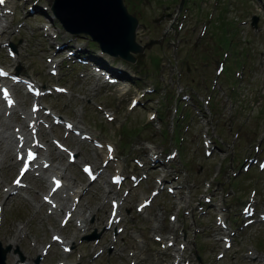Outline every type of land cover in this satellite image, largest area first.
<instances>
[{
	"label": "rangeland",
	"instance_id": "obj_1",
	"mask_svg": "<svg viewBox=\"0 0 264 264\" xmlns=\"http://www.w3.org/2000/svg\"><path fill=\"white\" fill-rule=\"evenodd\" d=\"M8 3L15 8L14 13L7 14L0 21L1 30L5 25L2 21L10 24L0 35V65L12 72L20 67V75H28L47 88L54 83L68 88L69 93L65 95L53 92L39 97L42 106L58 113L80 132H89L94 138L98 137L116 148L122 173L130 174L137 170L140 174L142 170L134 166L133 160L146 161L149 148H153L158 155L160 152L166 155L172 151L177 153L178 157L168 160L170 169L165 175L179 174L180 177L174 183L168 177V185L177 192L178 200L162 194L143 214L135 212V206L141 196L147 195L155 186L154 178H161L162 173L152 174L150 182L127 194L119 212L124 217L125 230L118 235L114 252L108 254L112 237L105 239L103 233L110 209L108 198L119 199L125 190L123 187L118 193L117 188L109 184L110 176L117 168L111 167L100 175L98 181L89 184L79 167L88 161L98 169L101 151L92 150L85 140L71 136L65 143L68 150L75 151L77 159L69 164L68 157L51 143L44 153L51 159L52 167L65 169V181L69 185L81 188L78 214L82 213L81 219H87L86 223L82 220L85 231L77 230L74 221L66 228H60V216L55 213L48 215L49 207L41 198L48 192L49 171L38 178L28 175L25 179L29 188L20 190V194H4L5 189L10 190L18 164L14 162L12 149L1 142L5 134H0L2 246L11 245L12 252L18 249L24 261L33 264L40 249L50 245L51 234L60 231L71 242L68 255L54 244L40 264H159L165 258L170 263L172 258L158 250L152 235L170 233L168 218L176 215V225L186 234L185 254L187 251L194 256L196 251L202 253L203 264H264V225H253L244 230L224 258L216 260L221 243L214 240L218 231L214 226V216L198 219V209L194 208L199 191L204 184L211 183L229 203L227 213L230 221L234 216L239 218L228 231H237L241 226L240 209L250 199L257 202L259 212L263 211L264 171H258L256 166L243 171L242 165L247 157L253 156L257 144L264 153V0H186V9L183 5L180 13V0H124L128 11L138 18V42L144 44L150 39H158L164 32L169 37L168 40L164 38L160 46L154 44L146 48L142 54L136 55L135 63L128 64L133 72L128 78L136 80H132V87L126 94H121L115 85L88 74L85 66L72 62L66 65L61 61L66 55L64 48L58 49L53 58L59 42L75 45L72 46L75 49L76 44L70 41L50 11L51 0H9ZM253 16H257L255 27L251 24ZM81 36L82 39L87 37ZM10 42L16 48L12 57L7 51ZM80 45L82 49H88ZM96 56L100 58L99 53ZM48 59L58 62L55 76L49 74L51 66ZM114 59L121 63L120 59ZM220 60H224L225 68L216 74ZM148 88L153 89L146 91ZM13 91L18 111L6 117L2 105L0 131L13 132V127L17 126L27 132L20 114L28 110L24 113L25 119L33 97L25 94L20 85ZM182 94L190 95L185 100L187 106L184 109ZM130 96H141L142 103L129 109ZM179 103V113H183L180 121L176 109ZM96 104H101L114 115L112 122L105 121ZM150 113L155 115L153 121H148ZM39 116L44 121L43 111ZM178 121L180 123L176 126ZM52 134L60 141L64 140L62 126ZM47 136L52 135L48 133ZM204 139L215 145L212 155L207 158L204 156ZM143 163L147 169V163ZM9 165L12 166L8 168ZM55 196V200H62L66 205L72 199V196H67V199L59 193ZM167 198L168 208L163 205ZM178 205L186 208L177 211ZM93 232L104 240L81 243L83 236ZM132 235L138 236L142 243L133 241ZM180 242L178 238L176 244ZM247 252L253 254V260L248 258ZM96 253L98 256L94 258ZM167 253L171 254L173 250ZM18 260L19 255L11 253L7 255L6 264H15ZM192 264H196L193 257Z\"/></svg>",
	"mask_w": 264,
	"mask_h": 264
},
{
	"label": "water",
	"instance_id": "obj_2",
	"mask_svg": "<svg viewBox=\"0 0 264 264\" xmlns=\"http://www.w3.org/2000/svg\"><path fill=\"white\" fill-rule=\"evenodd\" d=\"M53 7L58 15L68 16L71 22L69 25L65 24L66 28L73 30V27L77 26L81 31L90 32L100 42L102 49L127 61L134 62L132 53H140L144 47L154 43L151 41L141 46L135 42L137 19L127 13L122 0H54ZM85 13L89 17L88 22L83 20L87 18ZM91 15L98 17L99 22L92 20ZM255 21L254 19V23ZM64 22L66 23L65 20ZM8 250L9 248L0 250L1 262Z\"/></svg>",
	"mask_w": 264,
	"mask_h": 264
},
{
	"label": "bare ground",
	"instance_id": "obj_3",
	"mask_svg": "<svg viewBox=\"0 0 264 264\" xmlns=\"http://www.w3.org/2000/svg\"><path fill=\"white\" fill-rule=\"evenodd\" d=\"M7 1V0H6ZM5 1V2H6ZM75 7V6H74ZM6 12H7V5L4 3V5L0 8V16H3L4 14H6ZM2 27H4V26H2ZM2 32H3V30H2ZM27 83H30V82H27ZM34 101H36V102H34V105L33 106H40L39 105V103L37 102V100H34ZM12 109L14 110L15 109V107H12ZM21 115V114H20ZM23 117H24V115H23ZM39 122V120H38V117H37V111H34L33 109L32 110H29V112H28V114L25 116V123L26 124H28V125H30V127L31 128H34L35 127V125L37 124ZM13 132H15V133H17V132H19V129L18 128H15V127H13ZM34 132V131H33ZM80 132V131H79ZM81 133H83V132H81ZM7 135L5 136V138H6V142L7 143H9L10 144V141H12L13 139H14V133L13 134H9V133H6ZM21 136V135H20ZM2 138H4V137H2ZM10 140V141H9ZM103 156V158L104 159H106L105 157H106V155H102ZM109 157H111V154H108L107 155V158H109ZM9 159H10V157H9ZM45 163H46V161H42V163H41V166H44L45 165ZM12 165H9V166H7L8 168H10ZM7 168V169H8ZM117 168L120 170V166L118 165L117 166ZM62 173V171H61V169H56L55 168V170H53V175H56V176H61V178L63 177V175L61 174ZM56 181H60V180H55L54 182H53V185H54V183L56 182ZM63 189H64V191H65V194L67 195V196H72V199H71V205L73 204V202H74V200H75V197L77 196V195H79V192H80V189L79 190H74L72 187H71V185H69V184H67V185H63ZM65 199V198H64ZM114 203H116L115 201H113L112 202V205L114 204ZM71 205L69 206V208L71 207ZM60 206H63V204H59V207ZM53 210L55 211L54 213H57V212H60L61 214H64V211H62L60 208H58V207H54L53 208ZM67 216H68V214H66ZM63 216V215H62ZM78 217H77V219L76 220H80L81 222H82V220L83 219H81V214H78L77 215ZM67 245H68V243H66V242H64V244H63V248H65V247H67Z\"/></svg>",
	"mask_w": 264,
	"mask_h": 264
},
{
	"label": "snow or ice",
	"instance_id": "obj_4",
	"mask_svg": "<svg viewBox=\"0 0 264 264\" xmlns=\"http://www.w3.org/2000/svg\"><path fill=\"white\" fill-rule=\"evenodd\" d=\"M3 3H4V0H0V4H3ZM0 75H3V73H0ZM4 96H5V98H7V93L6 92L4 93ZM9 103H11V101H9ZM28 155H29V159H32L33 158L31 153H29ZM24 169L25 170L27 169V164L24 165ZM86 171H87V169H86ZM21 175H23V172H21ZM15 183L16 184H19L20 181L17 180V181H15ZM56 186L59 187V182L58 181L56 182ZM67 250L68 249H65V251H67Z\"/></svg>",
	"mask_w": 264,
	"mask_h": 264
}]
</instances>
